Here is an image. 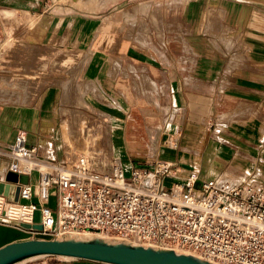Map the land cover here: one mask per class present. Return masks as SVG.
I'll use <instances>...</instances> for the list:
<instances>
[{"label":"rangeland","instance_id":"obj_1","mask_svg":"<svg viewBox=\"0 0 264 264\" xmlns=\"http://www.w3.org/2000/svg\"><path fill=\"white\" fill-rule=\"evenodd\" d=\"M39 1L28 4V0H0V72L9 74L5 71H10L17 80V84H14L7 80V76L0 75L1 79L7 78L5 84H0V102L34 106L44 92L51 95V99L47 101L44 98L45 102L52 104L50 112H45L50 122H46L40 130L44 132L43 142H53L59 147L60 158L65 154V147L70 153L84 151L92 154L97 157L99 164H105L107 155L114 156L112 131L109 128L116 123L105 117L101 113L102 109L94 108L89 102L86 105L85 93L107 101L116 110L120 106L127 108L130 120L134 119L139 125L142 124L143 130L138 133L145 135L146 141L151 143L155 132L148 121L150 104L157 103L165 89L162 84L159 91L155 80L147 73V67L121 53L119 48L123 42L130 45L138 43V35H143L146 39V42L139 44L148 45L155 38V44L161 46L168 35L176 55L193 60L195 56L190 52L186 55L182 48V43H187V40L181 36V27L184 25L188 30V25L176 13L173 17H164L159 3L151 0H138L137 3L135 0ZM166 7L167 12H177L180 5L171 3ZM35 8L38 13L46 14V18L38 20L32 16L24 18L23 14L20 15L21 10L28 12ZM140 11L138 17L128 13ZM232 11L228 21H225L221 10L216 13L210 11L208 22L201 21L200 29L208 30L226 44L230 51L228 57H232V62H246L250 57L264 58V0H236V7ZM43 30L47 32L44 38L40 36ZM246 43H250L252 48ZM249 50H253L254 56L247 54L246 51ZM93 60L109 62L110 66L117 65V71L108 75L110 78L107 83L100 81L108 94L107 100L96 90L98 88L93 81L83 78L85 68ZM6 63H10V66ZM75 76L78 79L73 78ZM83 82L91 84L93 91L83 92ZM14 85L17 89H13ZM18 88L30 89L33 93H25L22 97ZM71 94L75 96L72 97ZM74 99L77 100L76 111L81 113L77 143L71 140L67 130L62 127H69L67 124L70 123L73 108L71 101ZM248 111L235 112L232 119L246 116ZM225 117L226 115L221 116L213 131L214 137L219 139V143L223 142V146L230 142V138L220 131L223 124L227 130L225 134H229L231 115L227 119ZM149 130L153 132L151 137L148 136ZM261 132V140H264V129ZM258 148L264 157V145ZM147 152L151 151H145ZM236 153L237 156L232 154V158L223 162L221 170L237 157L243 169L234 166L229 176L250 175L264 184V159L253 162L247 146L238 147ZM210 169V164H206L201 168L200 177H209ZM226 171L223 173H227ZM49 206L56 207L54 198H51ZM35 219H39L38 212ZM38 236L50 238L45 234Z\"/></svg>","mask_w":264,"mask_h":264},{"label":"crops","instance_id":"obj_2","mask_svg":"<svg viewBox=\"0 0 264 264\" xmlns=\"http://www.w3.org/2000/svg\"><path fill=\"white\" fill-rule=\"evenodd\" d=\"M137 1L135 0L136 3ZM151 1L159 3L164 17H173L176 13L188 25V30L184 25L181 27V36L187 40V43H182V48L186 55L190 52L195 59L177 56L168 35L161 46L155 44V38L148 45L137 42L131 45L124 42L121 44L120 52L144 64L149 76L155 80L157 89L160 91L163 84L165 92L159 96L157 103L150 104L151 113L148 121L155 132L151 143L146 141L145 135L138 133L143 130L142 124L139 125L134 119L130 120L127 108L120 106L116 110L111 108L107 101L84 94L87 104L89 102L94 108L105 110L109 120L112 119L116 123L109 128L112 131L111 145L114 157L123 163L126 171H130L134 166L152 169L158 161H168L180 169L179 180H185L189 171L196 172L199 178L203 179L199 174L206 164H210L211 168V174L207 178L218 176L221 179L223 172L230 165L243 169L236 157L221 170L223 162H226L229 157L232 158V154L237 156L236 151L242 146L249 148L253 162L264 159L258 148L264 145V140H261V129H264V58L250 57L246 62H240V60L232 62L233 60H230L232 57H228L230 51L226 44L208 30L200 29L201 21L208 22L210 11L216 13L221 10L225 21H228L232 15V9L236 7V0ZM34 2L38 0H28L27 3ZM171 3L180 5L177 12L166 11L167 4ZM21 11L20 15L23 14L24 18H31V16L38 20L46 18V14L38 13L37 8L30 9L28 12ZM126 13L127 11L124 12ZM128 13L138 17L141 11ZM46 33L43 30L40 36L44 38ZM252 51L246 52L254 56ZM6 65L10 66V63ZM116 71L117 65L110 66L109 62L93 60L85 68L83 78L93 81L98 88L96 90L107 100L108 94L100 81L107 83L110 78L108 75H113ZM5 72L9 74L0 72V75L7 76L8 79H5L17 84L16 76L10 74V71ZM73 78L78 79L76 76ZM5 79L0 78V84H5ZM83 83L85 84L83 92L93 91L91 84ZM13 89H17V86L14 85ZM18 89L22 97L25 93H33L30 89ZM152 94L155 95L154 92ZM42 95L43 97L38 103L35 102L34 106H16L0 102V170L9 160L6 153L7 146L14 140L16 131L20 128L29 132V145L37 146L39 155L61 159L59 147L53 142L46 144L42 139L44 132L40 129L46 122H50L45 112L46 110L50 112L52 107V104L44 101V98L46 101L51 99V95H47L46 92ZM246 109L249 110L246 116L241 115L235 120L232 119L235 112L239 113ZM229 114L231 115L228 125L229 134H225L227 132L225 125L220 126V131L230 138V142L223 146V142L219 143V139L214 137L213 131L221 116L226 115L227 119L230 117ZM62 127L68 132L66 126L62 125ZM152 134L153 132L149 130L148 136L151 137ZM145 151L151 152L145 153ZM35 178L33 174L29 180L33 182ZM28 238H39V236L23 227L0 222V247ZM15 264L108 263L47 255L28 258Z\"/></svg>","mask_w":264,"mask_h":264},{"label":"built area","instance_id":"obj_3","mask_svg":"<svg viewBox=\"0 0 264 264\" xmlns=\"http://www.w3.org/2000/svg\"><path fill=\"white\" fill-rule=\"evenodd\" d=\"M29 137L18 129L6 149L0 184L19 189L17 200L0 192L1 223L41 224L28 230L50 238L90 232L178 248L215 264H264V184L250 175L200 179L189 171L179 180L180 169L168 161L126 171L114 156L99 164L96 156L70 153L65 144V154L56 159L39 155ZM9 172L28 181L8 182Z\"/></svg>","mask_w":264,"mask_h":264},{"label":"water","instance_id":"obj_4","mask_svg":"<svg viewBox=\"0 0 264 264\" xmlns=\"http://www.w3.org/2000/svg\"><path fill=\"white\" fill-rule=\"evenodd\" d=\"M6 181L26 183L28 176L7 173ZM18 187L0 184V192L15 200ZM25 229L42 228L41 224L21 223ZM63 256L108 264H215L194 254L177 252L173 248L134 244L126 240L93 234L90 238L76 235L54 238H28L0 247V264H15L36 256Z\"/></svg>","mask_w":264,"mask_h":264},{"label":"bare ground","instance_id":"obj_5","mask_svg":"<svg viewBox=\"0 0 264 264\" xmlns=\"http://www.w3.org/2000/svg\"><path fill=\"white\" fill-rule=\"evenodd\" d=\"M256 23H259V22H256ZM255 24V23H254ZM256 26V25H255ZM259 26V25H257ZM258 28V27H257ZM262 28V27H261ZM259 29V28H258ZM137 41L138 43H144L146 42V39H145V36L143 35H138L137 36ZM144 45V44H143ZM77 95V94H76ZM77 99V98H76ZM74 99L71 101V103H73V108H71V111H72V117H70L69 121L70 123H68L67 125L69 126L68 127V134H69V137L71 138V140H73V142L77 143V135H78V131H79V120H80V117L79 115L81 114L80 111H76L77 109V100ZM86 105L87 102L85 103ZM108 109V108H107ZM101 113L104 114L105 117H108V113L104 110V111H101ZM71 114V112H70ZM109 118V117H108ZM234 166L233 165H230V167L228 168V170L226 171L227 173H224L223 174V177L222 179L226 180V179H235L237 175H230L229 176V172H231V169L233 168ZM92 233L90 232H85L84 234H80V235H76V237H80V238H90L92 237ZM102 236V235H100ZM13 237V236H12ZM177 252H182V253H187L186 251H183V250H179V249H175Z\"/></svg>","mask_w":264,"mask_h":264}]
</instances>
